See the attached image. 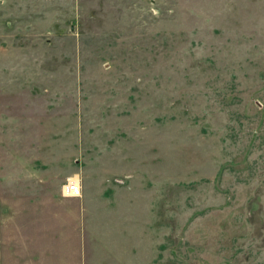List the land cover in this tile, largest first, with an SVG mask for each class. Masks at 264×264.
<instances>
[{
	"label": "rangeland",
	"instance_id": "1",
	"mask_svg": "<svg viewBox=\"0 0 264 264\" xmlns=\"http://www.w3.org/2000/svg\"><path fill=\"white\" fill-rule=\"evenodd\" d=\"M117 224L129 264H264V0H0L1 255L125 264Z\"/></svg>",
	"mask_w": 264,
	"mask_h": 264
},
{
	"label": "crops",
	"instance_id": "2",
	"mask_svg": "<svg viewBox=\"0 0 264 264\" xmlns=\"http://www.w3.org/2000/svg\"><path fill=\"white\" fill-rule=\"evenodd\" d=\"M66 198H73V197H66ZM83 211H84V206L82 205L80 211H78L81 213V216L78 214V219L80 218V220L82 219V214L84 213ZM102 235L103 236L101 237L100 243L103 244L104 252L112 253L116 260L121 259L122 261L121 263L125 261V264H129V261H130V229L128 227L125 229L119 228L117 224L115 228H111V230H109L108 232H105ZM81 257L82 255H81V251L79 248L78 254H76L75 260L64 261L60 259V260H54L53 262H50L47 264H86L85 261H83V258ZM0 264H22V262L14 260L11 263H8V261L6 260V255L4 254L1 255V249H0ZM28 264H39V263H36L33 261Z\"/></svg>",
	"mask_w": 264,
	"mask_h": 264
},
{
	"label": "built area",
	"instance_id": "3",
	"mask_svg": "<svg viewBox=\"0 0 264 264\" xmlns=\"http://www.w3.org/2000/svg\"><path fill=\"white\" fill-rule=\"evenodd\" d=\"M62 194L65 197H79L81 195L79 182L74 178H66L65 185L62 188Z\"/></svg>",
	"mask_w": 264,
	"mask_h": 264
},
{
	"label": "clouds",
	"instance_id": "4",
	"mask_svg": "<svg viewBox=\"0 0 264 264\" xmlns=\"http://www.w3.org/2000/svg\"><path fill=\"white\" fill-rule=\"evenodd\" d=\"M77 194H79V193L77 192Z\"/></svg>",
	"mask_w": 264,
	"mask_h": 264
}]
</instances>
